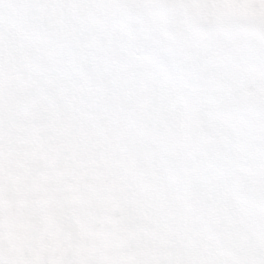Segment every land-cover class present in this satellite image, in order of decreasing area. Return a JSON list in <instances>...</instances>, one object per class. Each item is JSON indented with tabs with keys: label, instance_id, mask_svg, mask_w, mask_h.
<instances>
[{
	"label": "snow or ice",
	"instance_id": "obj_1",
	"mask_svg": "<svg viewBox=\"0 0 264 264\" xmlns=\"http://www.w3.org/2000/svg\"><path fill=\"white\" fill-rule=\"evenodd\" d=\"M10 2L0 264H264V0H60L59 26L41 20L43 5ZM132 12L144 30L128 28ZM25 27L38 30L23 40ZM134 46L132 80L120 79ZM29 54L50 77L21 66ZM96 88L114 106L82 110Z\"/></svg>",
	"mask_w": 264,
	"mask_h": 264
},
{
	"label": "clouds",
	"instance_id": "obj_2",
	"mask_svg": "<svg viewBox=\"0 0 264 264\" xmlns=\"http://www.w3.org/2000/svg\"><path fill=\"white\" fill-rule=\"evenodd\" d=\"M60 0H32L33 5L40 6L43 5V7H37L36 10L41 12V20L43 19H49L53 22L54 25L59 26L61 24V19L59 18L61 16V13L63 12L62 9L57 7H51L52 5H55L59 3ZM18 6L14 3H11L10 0H4V4L2 7H0V14H3L6 18L11 19L15 16ZM189 14L198 16L199 13L195 12V10H189ZM12 23H15V20H11ZM87 25V20H85V27ZM175 25V21H174ZM127 26L130 30L140 32L145 29V25L140 23V14L139 12H132L127 17ZM38 29L32 28V27H25L21 29L20 37L23 40H27L31 38V34L33 31H37ZM81 39L83 40H91L92 34L88 31H84L81 33ZM97 40H102V36H97ZM114 56V53L112 54ZM137 56V50L136 46L133 47L132 50L129 52L128 58H119V63L123 66L128 68L130 71L128 73L122 72L120 75V79H128L129 81L132 80L133 77V69L135 68L134 61ZM19 62L21 63V66L25 69H36L38 71V74L49 76L51 75V72L54 70L53 66L51 65H41L38 63V60L36 57L29 55H26L24 57L19 58ZM81 64H83V60L80 61ZM144 73V90L142 94L140 95L138 99V104L141 106L144 113H147L149 111V107L151 103L153 102L152 97V88L151 84L149 83L150 77L147 72L146 66L142 69ZM91 79L99 83L95 80V77H91ZM49 84H51V79L48 81ZM238 88H243V85H238ZM29 92V86L25 85L19 95V102L23 103L24 98L28 95ZM59 96L62 100L67 101L68 103L75 104L77 101L76 99L71 97V93L68 91V88L66 85L61 83ZM167 94L162 90L158 96L155 97V103L158 105V109L162 110L166 104H167ZM40 99L38 97H33L31 100V104L33 106L38 105L40 103ZM79 103L82 105V110H87L94 108L98 106L99 104H108V106L111 108L114 106L113 103H109L105 99V93L102 88H96L92 90V94L89 97V99L85 100L81 98L79 100ZM21 118L27 122L32 115L30 112H23L20 113Z\"/></svg>",
	"mask_w": 264,
	"mask_h": 264
}]
</instances>
